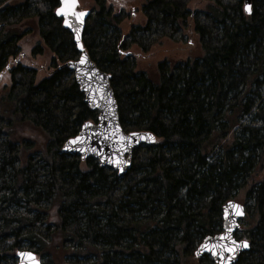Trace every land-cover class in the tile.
I'll use <instances>...</instances> for the list:
<instances>
[{"label":"trees","instance_id":"1","mask_svg":"<svg viewBox=\"0 0 264 264\" xmlns=\"http://www.w3.org/2000/svg\"><path fill=\"white\" fill-rule=\"evenodd\" d=\"M91 1L83 48L110 76L122 130L155 143L134 150L123 177L62 153L97 113L65 66L79 54L54 15L59 0H0V70L11 80L0 95V264L22 250L41 264H214L193 253L219 234L230 200L245 207L250 244L236 264H264V0L250 15L241 0H202L201 11L192 0H141L144 26L127 29L121 12L135 0ZM34 18L53 55L37 83L15 61L27 33L18 30ZM188 25L200 58L159 64L155 82L136 72L129 44L182 42Z\"/></svg>","mask_w":264,"mask_h":264},{"label":"water","instance_id":"2","mask_svg":"<svg viewBox=\"0 0 264 264\" xmlns=\"http://www.w3.org/2000/svg\"><path fill=\"white\" fill-rule=\"evenodd\" d=\"M241 1L243 12L250 15L252 0ZM90 14L89 11L80 9L78 0H73L71 7L65 0H59L54 14L57 19L62 20V27L71 34L79 54L77 59L66 62L65 66L72 73L87 107L97 113L96 124L84 123L74 138L63 143L62 153L76 155L82 161L87 157L94 158L98 166L123 177L129 171L130 157L134 150L154 144L156 139L147 131L125 133L118 123L117 103L109 85L110 76L94 65L81 42ZM221 212V231L204 238L196 247L193 256L195 259L209 257L216 264H235L250 248L247 241H237L234 238L239 222L245 216L244 206L230 200L222 207ZM245 242L247 246H244ZM16 258V264H41L37 256L29 251L16 253Z\"/></svg>","mask_w":264,"mask_h":264},{"label":"rangeland","instance_id":"3","mask_svg":"<svg viewBox=\"0 0 264 264\" xmlns=\"http://www.w3.org/2000/svg\"><path fill=\"white\" fill-rule=\"evenodd\" d=\"M141 3V0H135L134 5L136 9L121 12V15H125L127 19L121 23L119 28H121V26H125L127 29L129 24L134 27L144 26L145 19L140 13L142 7ZM78 4L80 8L90 12H92L95 7L91 0H78ZM205 7L206 3L202 0H192L190 1L188 8L190 11H201L204 10ZM37 29V20H35V18L26 22V25L20 27L18 30L19 33L23 31L27 33L17 43L20 54L19 57L15 59V61H19L23 67L26 66L36 70V83L48 75L53 58V55H51L50 51L41 42ZM183 38L182 42L177 43L164 39L159 44L152 46V48L146 49L145 52H140V50L135 46L129 44L126 52H128V54L131 53L129 55L133 58L132 61L135 65L136 72L144 73V75L149 77L150 80L155 82L159 77V64L166 62L170 67H172L177 65V63H185L188 62V60L197 59L203 55L198 38L192 32L191 26L188 25L187 30L183 32ZM123 39L127 43L130 41L127 37ZM36 46H40L43 49V52L42 54H36V56H33L32 51L36 48ZM13 60H10V62ZM10 85L11 80L7 69H1L0 95L2 94L4 88L7 89ZM235 235L239 240L245 239L240 228Z\"/></svg>","mask_w":264,"mask_h":264},{"label":"snow or ice","instance_id":"4","mask_svg":"<svg viewBox=\"0 0 264 264\" xmlns=\"http://www.w3.org/2000/svg\"><path fill=\"white\" fill-rule=\"evenodd\" d=\"M65 3L68 4L71 7L72 4H73V0H65ZM81 15H83V14L81 13ZM66 23H67V21H66ZM77 139H80V138H77ZM244 246H247L246 242H245Z\"/></svg>","mask_w":264,"mask_h":264},{"label":"flooded vegetation","instance_id":"5","mask_svg":"<svg viewBox=\"0 0 264 264\" xmlns=\"http://www.w3.org/2000/svg\"><path fill=\"white\" fill-rule=\"evenodd\" d=\"M234 238H235L237 241H243V240H245V241L248 242L247 239L239 240V239L236 238V236H234ZM248 244H249V242H248ZM249 245H250V244H249ZM249 249H250V248H249ZM248 251H249V250H248ZM244 253H245V252H244ZM193 254H194V253H193ZM242 255H243V254H242ZM202 257H203V256H202ZM202 257H201V258H202ZM207 258H209V257H207ZM209 259H210V258H209ZM239 259H240V258H239ZM239 259H238V260H239ZM210 260H211V259H210ZM212 261H213V260H212ZM237 262H238V261H237ZM237 262H236V263H237ZM213 263L216 264L214 261H213ZM236 263H235V264H236Z\"/></svg>","mask_w":264,"mask_h":264}]
</instances>
